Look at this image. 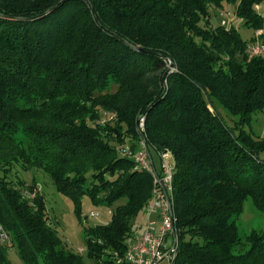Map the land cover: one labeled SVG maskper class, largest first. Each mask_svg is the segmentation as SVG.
Wrapping results in <instances>:
<instances>
[{
  "label": "trees",
  "instance_id": "16d2710c",
  "mask_svg": "<svg viewBox=\"0 0 264 264\" xmlns=\"http://www.w3.org/2000/svg\"><path fill=\"white\" fill-rule=\"evenodd\" d=\"M263 3L0 0V225L23 264L85 262L14 169L46 171L77 208L84 197L125 199L109 224L84 233L94 264H126L133 221L153 196V174L135 156L151 155L159 174L165 151L175 165L173 263L264 264V234L242 238L235 221L247 198L264 214V137L245 130L264 110V57L249 59L254 39L211 21V9L237 5L261 31ZM102 110L113 125L98 122ZM0 264H12L1 242Z\"/></svg>",
  "mask_w": 264,
  "mask_h": 264
},
{
  "label": "rangeland",
  "instance_id": "374dc122",
  "mask_svg": "<svg viewBox=\"0 0 264 264\" xmlns=\"http://www.w3.org/2000/svg\"><path fill=\"white\" fill-rule=\"evenodd\" d=\"M236 7L237 5H232L229 6L227 10L219 11L211 9L212 25L215 28L220 26L223 20L228 21L226 14H230L229 27H235L244 41H250L254 37L255 31L247 28L244 21L237 18L235 15ZM257 9L264 17V3L257 6ZM261 31L263 33L261 42L264 44V27ZM115 88L116 87H114L113 90H115ZM101 113L102 116L98 122L104 125L105 121L102 120L105 118L104 110H102ZM223 117L231 124H233V121H237V119L226 110L223 111ZM116 118L115 114L108 112L105 120L106 123L113 125ZM113 119L115 120L113 121ZM136 129L140 132L145 129L144 118H141L137 122ZM245 130L248 132L252 131L257 137H264V110L257 112L252 116V122L250 125L246 124ZM16 138L17 141L22 144L27 143L21 133H18ZM143 151H145V149H143ZM261 157L264 159V154H262ZM12 178L17 182H21L23 188L28 190L27 196L32 194L33 198L39 195L42 197L46 207L48 222L57 231L58 236L61 238L63 243L66 244L68 250H71L76 255L81 256L85 264H94V262L89 258L84 228L87 226L97 227L109 224L112 220L113 211L118 206L124 204L125 199H120L113 203L111 207H108L95 205L89 197H84L82 198L81 206L77 208L72 199L68 198L58 190L52 176L44 170L37 168L26 170L17 167L13 170ZM92 213L99 214V216L90 217L89 215ZM153 218L156 221H159L157 215ZM235 221L238 225L239 234L242 238H245V236L253 232L264 234V214L256 208L251 198H247L244 204L243 213L237 217ZM148 222L149 216L146 213L145 208L133 221V229L136 232V236L143 235ZM3 245L6 247L8 259L12 264H23L16 248L12 247L10 242L4 243ZM163 264H170V262L169 260H165Z\"/></svg>",
  "mask_w": 264,
  "mask_h": 264
},
{
  "label": "built area",
  "instance_id": "2783aa9c",
  "mask_svg": "<svg viewBox=\"0 0 264 264\" xmlns=\"http://www.w3.org/2000/svg\"><path fill=\"white\" fill-rule=\"evenodd\" d=\"M229 15L227 20L221 22V26L230 28ZM262 31L254 33L253 41L248 44L247 54L249 59L264 57V44L261 42ZM161 160V172L158 174L153 170L148 153H141L135 156L136 162L143 168L148 169L153 174V196L146 206V213L149 222L143 235L133 236L127 241L128 250L125 255L126 264H163L169 260L174 264L175 251L177 244V229L173 217V172L174 162L169 151L158 153ZM33 195L31 194L30 198ZM172 213H171V209ZM158 216L159 221L153 217ZM90 217H98L99 214H90ZM151 218V220H150ZM9 235L0 225V242H9Z\"/></svg>",
  "mask_w": 264,
  "mask_h": 264
},
{
  "label": "water",
  "instance_id": "95a60500",
  "mask_svg": "<svg viewBox=\"0 0 264 264\" xmlns=\"http://www.w3.org/2000/svg\"><path fill=\"white\" fill-rule=\"evenodd\" d=\"M137 51H141L140 49H138V48H135ZM150 157V161H151V164H152V167H153V170L155 171V169H154V163H153V160H152V157H151V155L149 156ZM170 209H171V205H170ZM171 213H172V209H171Z\"/></svg>",
  "mask_w": 264,
  "mask_h": 264
},
{
  "label": "crops",
  "instance_id": "0c3cea01",
  "mask_svg": "<svg viewBox=\"0 0 264 264\" xmlns=\"http://www.w3.org/2000/svg\"><path fill=\"white\" fill-rule=\"evenodd\" d=\"M217 11H219V10H217ZM259 11V10H258ZM238 18V17H237Z\"/></svg>",
  "mask_w": 264,
  "mask_h": 264
}]
</instances>
